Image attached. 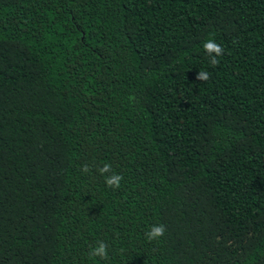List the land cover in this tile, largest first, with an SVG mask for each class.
Masks as SVG:
<instances>
[{
    "label": "trees",
    "instance_id": "trees-1",
    "mask_svg": "<svg viewBox=\"0 0 264 264\" xmlns=\"http://www.w3.org/2000/svg\"><path fill=\"white\" fill-rule=\"evenodd\" d=\"M0 264H264V0H0Z\"/></svg>",
    "mask_w": 264,
    "mask_h": 264
},
{
    "label": "clouds",
    "instance_id": "clouds-1",
    "mask_svg": "<svg viewBox=\"0 0 264 264\" xmlns=\"http://www.w3.org/2000/svg\"><path fill=\"white\" fill-rule=\"evenodd\" d=\"M203 48L205 49L206 54L209 56V63L212 66H216L220 63L218 57L224 54L223 47L215 42L214 39H209L204 42ZM197 79L203 82H206L210 79V74L206 71H199ZM82 171L87 173L89 167L84 165ZM98 171L103 175L112 171L111 164H105L103 167L99 168ZM123 176L113 173L111 176H107L105 183L109 188H120L121 181ZM167 231L166 225L160 223L158 225L151 226L150 230L145 233V236L149 242L158 241L165 236ZM91 257H99L101 259H108V245L104 241H99L98 245L95 248L90 250Z\"/></svg>",
    "mask_w": 264,
    "mask_h": 264
}]
</instances>
